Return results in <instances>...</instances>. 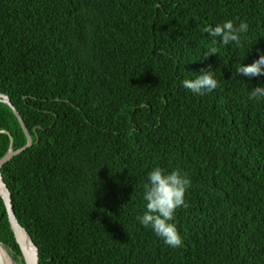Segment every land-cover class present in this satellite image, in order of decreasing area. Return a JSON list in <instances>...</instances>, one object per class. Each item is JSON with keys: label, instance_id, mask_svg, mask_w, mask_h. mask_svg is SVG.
I'll list each match as a JSON object with an SVG mask.
<instances>
[{"label": "trees", "instance_id": "1", "mask_svg": "<svg viewBox=\"0 0 264 264\" xmlns=\"http://www.w3.org/2000/svg\"><path fill=\"white\" fill-rule=\"evenodd\" d=\"M228 20L241 46L204 59ZM261 51L264 0H0V92L33 138L0 171L37 264H264V75L236 74ZM209 64L216 90L182 86ZM0 129L27 142L2 101ZM154 167L191 180L178 248L137 220ZM0 241L17 262L1 198Z\"/></svg>", "mask_w": 264, "mask_h": 264}, {"label": "clouds", "instance_id": "2", "mask_svg": "<svg viewBox=\"0 0 264 264\" xmlns=\"http://www.w3.org/2000/svg\"><path fill=\"white\" fill-rule=\"evenodd\" d=\"M248 28L247 22L241 21L237 25L232 20L203 27L202 32L212 38L213 42V46L205 52L204 59L218 54L216 44L240 47L242 34L246 33ZM236 74L249 78L264 75V51L259 52L258 59L251 64H238ZM181 83L185 89L195 95L211 93L219 87V81L215 78L210 64L206 68H201L195 79H184ZM248 99L250 101L264 99V86L252 88ZM190 186L191 180L186 173L182 174L179 169L166 173L160 167H154L148 172L147 182L143 185L142 198L145 202V210L142 215L137 216V220L142 226L150 228L157 237L172 248H178L183 243L181 234L173 221L178 208L188 207L184 197Z\"/></svg>", "mask_w": 264, "mask_h": 264}, {"label": "water", "instance_id": "3", "mask_svg": "<svg viewBox=\"0 0 264 264\" xmlns=\"http://www.w3.org/2000/svg\"><path fill=\"white\" fill-rule=\"evenodd\" d=\"M0 101L6 103L7 105H9L12 108V110L14 111L15 115L17 116V118H18L24 132H25L26 138H27V142L23 146H21L17 149H11L13 136L10 134V132L8 130L0 129V132L7 133L11 139L9 149L6 151V153L2 157H0V168H1V166L5 162H7L9 159H11L14 155L19 154L20 152L25 150L27 147L31 146L33 143V138H32V135H31L21 113L19 112L17 107L11 103L8 96L6 94L0 92ZM34 131H36V127L34 128ZM0 198L3 201L4 207H5L7 222L10 225V228L14 234L16 243L19 247V254H18L19 260H17V263L18 264H37V261H39V248L33 242L28 230L20 222H18V220L14 214L13 206L11 203V192L9 190L7 183L5 182V180L2 177L1 171H0ZM22 230H24V232L28 235L29 239L31 240L32 244L34 245V252L31 254L28 253V251H26V249H24L23 239L21 236ZM0 243H2V242L0 241ZM0 264H5V262H3V258L1 255H0Z\"/></svg>", "mask_w": 264, "mask_h": 264}, {"label": "bare ground", "instance_id": "4", "mask_svg": "<svg viewBox=\"0 0 264 264\" xmlns=\"http://www.w3.org/2000/svg\"><path fill=\"white\" fill-rule=\"evenodd\" d=\"M21 232H22L21 236L23 239L24 247H26V249L29 251L30 254L33 253L34 245L32 244L28 235L24 232V230H22ZM0 255L2 256L3 262H5V264H18L16 261L12 259L11 253L2 243H0Z\"/></svg>", "mask_w": 264, "mask_h": 264}]
</instances>
